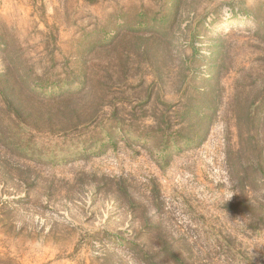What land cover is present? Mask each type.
Instances as JSON below:
<instances>
[{"label": "rangeland", "instance_id": "1", "mask_svg": "<svg viewBox=\"0 0 264 264\" xmlns=\"http://www.w3.org/2000/svg\"><path fill=\"white\" fill-rule=\"evenodd\" d=\"M4 66L104 101L0 143V264H264V0H0Z\"/></svg>", "mask_w": 264, "mask_h": 264}, {"label": "trees", "instance_id": "2", "mask_svg": "<svg viewBox=\"0 0 264 264\" xmlns=\"http://www.w3.org/2000/svg\"><path fill=\"white\" fill-rule=\"evenodd\" d=\"M170 17L173 18V14ZM165 20L163 33L167 27ZM12 69L10 66L0 69V143L13 153L30 158L42 156L44 150L37 148L32 140H27L28 134H21L23 128L68 133L99 123L104 96L99 95V98L90 101L84 99L95 88V78L87 71L89 68L77 72V77L52 82L50 76L33 78L30 74H13ZM4 117L8 122H3ZM106 131L102 132L94 146L85 148L80 145L74 153L96 152L99 149L97 145L104 144L105 138L111 135ZM58 156L66 157L68 153Z\"/></svg>", "mask_w": 264, "mask_h": 264}, {"label": "clouds", "instance_id": "3", "mask_svg": "<svg viewBox=\"0 0 264 264\" xmlns=\"http://www.w3.org/2000/svg\"><path fill=\"white\" fill-rule=\"evenodd\" d=\"M233 194L231 192H226L224 193L223 196V201L225 202L226 200H228Z\"/></svg>", "mask_w": 264, "mask_h": 264}]
</instances>
